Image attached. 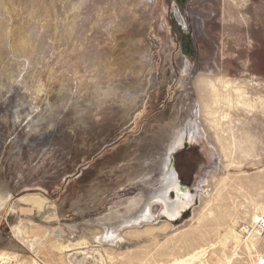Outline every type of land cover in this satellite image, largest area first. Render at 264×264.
Here are the masks:
<instances>
[{
	"label": "rangeland",
	"instance_id": "1",
	"mask_svg": "<svg viewBox=\"0 0 264 264\" xmlns=\"http://www.w3.org/2000/svg\"><path fill=\"white\" fill-rule=\"evenodd\" d=\"M24 1L14 0L5 24L20 17ZM27 3L34 14L41 5L44 13L52 7L50 0ZM148 6L117 32L115 48L98 45L108 54L112 50L115 67L132 58L127 48L138 39L151 67L143 70L135 61L132 72L115 69L90 83L70 76L68 106L58 103L50 111L60 88L51 81L31 124L30 93L1 75L9 53L0 46V189L11 190L10 200L0 202V253L44 264H167L218 242L209 264H250L240 227L264 205V0H151ZM192 10L206 17V43L191 21ZM181 59L197 70L177 88L168 77L173 72L175 81L181 74ZM140 72L150 82L130 107L125 94ZM106 85L113 92L102 95ZM168 117H176L169 132L181 134L182 144L165 164L147 162L153 177L141 183L137 172H124L126 159L141 164L160 146L162 151L169 136L161 127ZM150 142L158 149L146 147ZM172 173L193 196L180 216L169 218L157 201L152 220L127 226L111 240L103 237L106 228L94 218L125 211L138 189L151 195ZM174 190L168 192L172 200ZM27 195L43 196L45 203L28 202ZM229 228L240 234V245L228 237ZM248 241L254 242L252 252L257 241Z\"/></svg>",
	"mask_w": 264,
	"mask_h": 264
},
{
	"label": "bare ground",
	"instance_id": "2",
	"mask_svg": "<svg viewBox=\"0 0 264 264\" xmlns=\"http://www.w3.org/2000/svg\"><path fill=\"white\" fill-rule=\"evenodd\" d=\"M18 1L19 0H17V2ZM50 1L52 3L51 4L52 7L49 8L48 6L49 11H46V13H44V10L41 7L42 6L41 5L37 9V13L34 14L31 12V10H29L32 3L31 5H27L28 4L27 0H25L23 2V7L21 9L22 13L20 17H18L19 15H15V17L16 16L18 17V18L16 17L17 19L15 18L16 20L11 22L10 24H5L6 19L4 17H6L7 20H10L11 15H13L14 13L13 10L11 9V7L14 4V0H0V46L1 49L9 53V55H6L8 56V58H6V65L3 69V71L5 72H3L1 75L6 78L7 82H10L11 84L14 82L19 83L20 85L25 87L27 91H29L30 99H31L29 102V108L31 109V112L27 113L26 117L30 120L29 121L30 124L35 121L33 119V113L36 111L37 109L36 107L37 106L40 107L39 105L41 101H44L39 99L42 97L43 94L48 95L47 93L50 92L51 81L57 82L58 87L60 86V88L59 89L57 88L59 92H57L58 94H57V99H55V102L51 105L50 103L48 104L49 105L48 109L50 111L54 110L55 109L54 106L58 105V103H61V107L68 106V102H69L68 93H70L69 90H71L69 88V82L71 80L70 76H73L74 79L85 78L86 82L90 83V82H94L95 80H99L98 78L102 76L106 77L112 71L114 72L118 70V72L121 74L126 72L128 73L129 71L132 72L135 67L134 66L135 61L143 67V70L144 68L151 67V63H148L149 60H147V58H149V54L148 52L144 51L145 49L141 50L142 47L140 44V40L138 39L136 41L132 39L130 41V47L127 48V52H131L130 54H127V56L130 55L128 57H132V58H128V61H126L125 58L122 61H117L115 67L111 66L115 62L114 60H111L113 54L112 56L109 55L112 53V50L111 53L108 54V51L106 50L101 51L98 45L99 42L101 41L104 42V49H106V47H108V49H111L109 47L112 48L114 46L116 47L117 43L114 46H111V44L113 45V43L118 39L117 32H121L126 27L130 26L132 24L131 23L132 17L137 16L140 18L143 15V12L146 11V8L149 7L148 5L151 0H141L140 5H137V2L139 0H50ZM139 6H141L142 9ZM131 9L133 10L136 9L137 12L136 13L134 11L127 12V10H131ZM14 11H17L18 13L20 12V10L17 8H15ZM199 12L198 11L194 12V10L191 11V15H192L191 21L194 23V26L197 27V32L199 34V38L202 41V43H206L207 37L203 32V26L205 23L204 18L206 17L202 13L200 15ZM139 18L137 20H139ZM106 41H108V43ZM135 42H137L136 47L133 46ZM137 51H139L140 55L139 54L138 55L140 57H136L135 54ZM198 54H199L198 57L201 60L202 59L201 54L200 53ZM2 56L3 55L1 54V58ZM143 63H147V65H144ZM121 64L123 66H121ZM180 68L183 71L181 72L180 75L179 74L174 75L176 77L175 81L171 80L173 76L172 74L173 72L170 71L171 76L168 77L170 82L172 83L177 82V85H179V87L177 88H183L184 83L187 81V79L189 77H192L197 70L196 67H195L196 70H194L193 66L190 67L188 62L183 59H181ZM136 70L137 69H135V71ZM141 73L142 72H140L139 75L135 77L134 83L132 82L133 83L132 87L130 86L133 89V91L125 94L126 98L129 100L128 102H130L129 104L130 107L137 103V100L140 97L139 95L147 89L148 86L147 83L150 82V75H147L146 78L149 81L145 83L146 80L144 76L141 77ZM168 78L166 80H168ZM162 79L165 80V76H162ZM79 86L77 87V89L75 86V90H78ZM108 87L109 85L107 86L106 89H104V91L103 90L100 91L102 92L101 93L102 95H109L113 92L112 88L110 89ZM48 100L50 101V99ZM48 100L46 99V101ZM124 102L126 104V101ZM61 107H58V109ZM123 107L126 106L124 105ZM48 113L46 114L47 116L52 114V113L50 114ZM175 114L177 115L178 111H176ZM175 118L176 117H173V119ZM173 119L170 117L168 121L169 123L165 122V124L161 127L164 128V130H166L165 135L164 134L162 135L169 136V139L165 141L166 144L164 143V147L162 148L163 153L165 152L166 155L162 154V151L160 149L161 146H160L159 151L157 153L159 155L154 153V155H157V158L158 156H160L159 160L155 158L153 153L152 154L149 153L147 160L141 159L140 160L141 164L139 163L136 164V162L131 164L132 160L126 159L127 161L128 160L130 161V164L129 165L127 164L129 169H127L126 166L124 172H129V171L134 173L137 172V174L139 175H136V178L141 180V183L142 181L152 180L153 176H151L152 174L150 175L152 168L147 167L146 163L154 162L155 164H157L158 162L161 163V165L165 164V162L169 161V156H171L170 152L173 149H176V147L181 146L182 144L183 137L181 136V134L175 133L173 135L170 133L172 131L170 130L172 127L170 126L168 127V125L172 123ZM152 137H154L153 139L155 141L158 137V133L155 132ZM146 145H147L146 147H148L152 145V143L150 142L149 144L147 143ZM153 147L158 149L156 142L152 145V148ZM141 149H143V147H141ZM137 151L139 152V150ZM169 180L170 181H168V184L163 188L159 187V189L156 190L154 189L149 190V193L152 192L151 195H149L147 192L144 191L140 193L141 190L138 189V193L135 192L134 194H132V196L127 201L126 209L124 208L125 211L121 213H119L117 210L111 211L110 214H108L109 216L108 215H105L103 217L97 216L92 221H96L97 223L104 226L106 228L105 229L106 232H105V236L103 237L111 240L119 236L118 235L119 231L123 230L127 226L138 224L143 220L145 221L152 220L154 215L152 213L151 207L154 204H156L157 201L163 204L164 206L163 212L169 218L171 219L177 218L178 216H180L183 210H185L187 207L190 206V204L193 201V196L188 189L184 188V190L181 191L175 173H172ZM137 182L139 183L140 181H135L134 184H136ZM171 189L176 190L177 199L175 200H172L169 197L168 192ZM2 197L4 198V200H1ZM10 198H11V190L5 187L0 189L1 204L6 203L8 200H10ZM25 200H27L28 202H34L40 206L43 205V203H45V198L43 196L27 195L25 197ZM110 210H113L112 207H110ZM263 212H264V205H257L255 207V212L253 215L255 216L256 214ZM75 226L76 223L72 222V227L75 228ZM227 234H229L228 237H231L232 241H234L237 245H240L241 238L240 237L238 238V236H240L239 233H238L239 235L237 236V232L233 231L232 228H229ZM244 244L249 250V253H251L252 247L255 246L254 242H249L247 238ZM60 245L62 244L60 243ZM217 246H218V242L212 243L207 247H203V248L201 247L196 251H193L191 254L187 256L177 257L167 264H209L207 257L210 255L211 250L217 248ZM67 247H68L67 245L60 246V248H65V249H67ZM0 254L6 255V253H0ZM26 260L28 261L29 259ZM29 261H36V259L31 258Z\"/></svg>",
	"mask_w": 264,
	"mask_h": 264
},
{
	"label": "built area",
	"instance_id": "3",
	"mask_svg": "<svg viewBox=\"0 0 264 264\" xmlns=\"http://www.w3.org/2000/svg\"><path fill=\"white\" fill-rule=\"evenodd\" d=\"M241 235L245 241L248 239H254L256 242V249L249 255L250 264H264V212L258 213L254 217L244 221L240 227ZM256 238V239H255ZM0 264H44L39 260L27 261L18 258H14L10 255L0 254Z\"/></svg>",
	"mask_w": 264,
	"mask_h": 264
},
{
	"label": "water",
	"instance_id": "4",
	"mask_svg": "<svg viewBox=\"0 0 264 264\" xmlns=\"http://www.w3.org/2000/svg\"><path fill=\"white\" fill-rule=\"evenodd\" d=\"M173 151H175V149H173L171 152H170V155H172L173 154ZM176 174V173H175ZM177 176V175H176ZM180 188H181V191L182 190H184L181 186H180ZM41 190H42V188H40ZM171 190H174V189H171ZM174 192H175V194H176V190H174Z\"/></svg>",
	"mask_w": 264,
	"mask_h": 264
}]
</instances>
